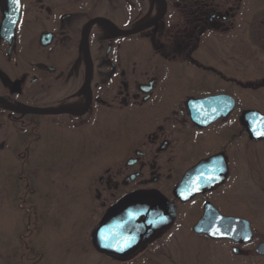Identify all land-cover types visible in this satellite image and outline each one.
<instances>
[{
  "label": "flooded vegetation",
  "instance_id": "1",
  "mask_svg": "<svg viewBox=\"0 0 264 264\" xmlns=\"http://www.w3.org/2000/svg\"><path fill=\"white\" fill-rule=\"evenodd\" d=\"M8 11L0 0V172L54 169L38 154L44 122L92 141L80 171L94 172V232L110 212L175 211L128 258L97 251L119 262L179 217L197 223L207 204L242 217L221 191L236 180L244 116L264 115V0H20L12 32ZM253 233L248 244L220 241L264 259L255 252L264 240L246 249Z\"/></svg>",
  "mask_w": 264,
  "mask_h": 264
},
{
  "label": "rangeland",
  "instance_id": "2",
  "mask_svg": "<svg viewBox=\"0 0 264 264\" xmlns=\"http://www.w3.org/2000/svg\"><path fill=\"white\" fill-rule=\"evenodd\" d=\"M263 58L257 61L259 76H264ZM256 100L264 112V89ZM248 135L241 139L240 162L232 174L236 180L221 192L240 204V216L252 224L255 243L246 247L250 251L264 240V142L252 143ZM41 136L38 154L44 155V163H56L54 169L0 172V264H264L253 253L236 256L230 244L195 235L197 218L186 225L182 216L158 243L127 262L99 254L92 242L99 221L89 186L94 172L80 171L90 162L83 144L92 148V141L45 122ZM12 161L21 166L25 158Z\"/></svg>",
  "mask_w": 264,
  "mask_h": 264
},
{
  "label": "water",
  "instance_id": "3",
  "mask_svg": "<svg viewBox=\"0 0 264 264\" xmlns=\"http://www.w3.org/2000/svg\"><path fill=\"white\" fill-rule=\"evenodd\" d=\"M9 11L3 23V29L10 32L16 26L19 18L20 0H8ZM86 55L88 49L85 48ZM25 112V111H23ZM44 112H54L47 111ZM264 122V115L259 112H250L244 116V126L253 140H264V131L261 127ZM197 169V168H196ZM208 181H206L207 183ZM224 183L223 178L215 185ZM206 189H191L192 193L203 192ZM148 195H145L147 197ZM161 208V207H160ZM158 208L156 210H145L143 213L134 210H125L120 214L110 212L103 219L101 225L92 234L94 247L101 253L128 258L147 240L158 238L175 219L174 209L170 213ZM114 215V216H113ZM193 231L196 234L206 235L212 240H230L240 244H248L253 241L254 233L251 222L242 217H227L211 205L207 204L202 218L194 225ZM238 253L237 249L233 250ZM256 254L264 256V241L261 242L256 250Z\"/></svg>",
  "mask_w": 264,
  "mask_h": 264
},
{
  "label": "snow or ice",
  "instance_id": "4",
  "mask_svg": "<svg viewBox=\"0 0 264 264\" xmlns=\"http://www.w3.org/2000/svg\"><path fill=\"white\" fill-rule=\"evenodd\" d=\"M15 2L18 3V0H15ZM261 127L264 128V122H262ZM260 134L264 135V131H262Z\"/></svg>",
  "mask_w": 264,
  "mask_h": 264
}]
</instances>
